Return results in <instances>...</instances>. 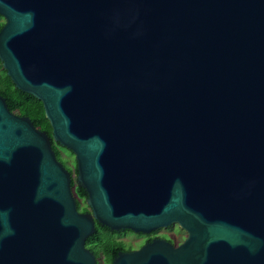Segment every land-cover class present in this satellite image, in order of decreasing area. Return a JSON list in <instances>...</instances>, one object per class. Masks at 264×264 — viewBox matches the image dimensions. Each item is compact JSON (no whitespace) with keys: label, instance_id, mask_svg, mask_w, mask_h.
Segmentation results:
<instances>
[{"label":"water","instance_id":"1","mask_svg":"<svg viewBox=\"0 0 264 264\" xmlns=\"http://www.w3.org/2000/svg\"><path fill=\"white\" fill-rule=\"evenodd\" d=\"M0 264H97L95 222L147 234L111 264H264V0H0ZM86 192L79 211L70 171Z\"/></svg>","mask_w":264,"mask_h":264},{"label":"trees","instance_id":"2","mask_svg":"<svg viewBox=\"0 0 264 264\" xmlns=\"http://www.w3.org/2000/svg\"><path fill=\"white\" fill-rule=\"evenodd\" d=\"M3 25L4 19L0 15V29ZM0 95L6 99L10 111L19 116H27L36 127L45 131L50 137L52 136V128L48 119L45 117L42 102L33 95L16 88L7 75L6 70L2 67L1 61ZM52 148L55 151L56 157L65 164L66 161L63 160L61 151L67 149L59 146L54 141H52ZM67 151L71 153L69 150ZM67 169L72 172L70 167H67ZM72 186H74L76 194L77 209L81 212L88 211V207L85 204L86 192L83 188L75 184V179H72ZM116 234V231H111L109 228L95 222V232L87 238L86 245L95 255L98 264H111L118 250L130 248L124 244H118L115 238Z\"/></svg>","mask_w":264,"mask_h":264},{"label":"flooded vegetation","instance_id":"3","mask_svg":"<svg viewBox=\"0 0 264 264\" xmlns=\"http://www.w3.org/2000/svg\"><path fill=\"white\" fill-rule=\"evenodd\" d=\"M59 160V159H58ZM62 162V161H61ZM62 164L66 167H70L71 169H72V172H70L71 173V177H72V179H75L76 178V163H75V161L73 160V165H68V163L67 162H65V164L62 162ZM66 167V168H67ZM173 226H177V227H179L176 223H174V224H171V225H169L168 227H166V229H170V227H173ZM162 229V228H161ZM161 229H157V230H155V231H152V232H150V233H147V234H136V235H138V236H140V237H143V241L136 247V245L137 244H135V243H131V241H125V240H123V239H118L117 237H116V241H117V243L118 244H124V245H126L127 247H130L129 249H123V250H118V251H131V250H136V249H138V248H140L141 246H143L144 244H146V243H149V242H152L153 240H155V239H165V240H167L168 242H170V243H172L174 246H177V245H179L183 240H184V238H185V236H186V232L184 231V230H182L181 228H179L181 231H184L185 232V235L183 236V237H180L181 239H176V235L177 234H175V232H165V233H163V234H159L158 233V231L159 230H161ZM126 232H131V231H129V230H124V231H116V235H119V234H122V233H126ZM87 241V240H86ZM85 246H86V248L87 249H89V247L86 245V243H85ZM90 250V249H89ZM91 251V250H90ZM117 251V252H118ZM117 254V253H116ZM115 254V255H116ZM97 260V259H96ZM97 264H98V261H97Z\"/></svg>","mask_w":264,"mask_h":264},{"label":"rangeland","instance_id":"4","mask_svg":"<svg viewBox=\"0 0 264 264\" xmlns=\"http://www.w3.org/2000/svg\"><path fill=\"white\" fill-rule=\"evenodd\" d=\"M61 156L63 158V160H65L68 165H73V160H74V156L73 154L69 153L67 150H62L61 151ZM75 161V160H74ZM161 229V228H160ZM175 232V234H177L175 237L176 239H181L180 237H183L185 235V232L184 231H181L179 229V227L177 226H173V227H170V229H166V228H162L161 230L158 231L159 234H163L165 232ZM118 238V239H123L125 241H131V243H135L137 244L136 247L143 241V237H140L138 235H136V233L134 232H126V233H122V234H119V235H115V238Z\"/></svg>","mask_w":264,"mask_h":264}]
</instances>
